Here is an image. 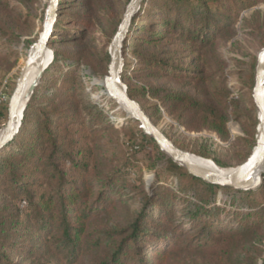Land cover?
I'll use <instances>...</instances> for the list:
<instances>
[{
    "label": "rangeland",
    "instance_id": "rangeland-1",
    "mask_svg": "<svg viewBox=\"0 0 264 264\" xmlns=\"http://www.w3.org/2000/svg\"><path fill=\"white\" fill-rule=\"evenodd\" d=\"M48 2L0 0V98L10 100L30 47L40 34ZM128 3L129 0H61L57 28L50 46L61 55L52 69L43 74L40 87L35 88L38 104L34 124L43 121L47 113L60 105L73 107L74 101L76 114L79 115L77 121L87 123L89 140L97 141L93 145L95 152L87 179L95 187L94 200L102 199L105 193L109 194L104 197L107 201H91L104 202L107 206L106 212L95 218L93 227V231L104 236L106 241L99 247H93L85 240L81 256L74 264H98L105 260L115 247L114 240L107 238L106 233H123L141 212L145 197L153 195L154 188L159 187L160 198L154 208H149L152 214L148 218V230L150 234L161 235L163 231L152 226L162 224L167 231H174L177 238L167 240L159 248L162 250L168 246L171 249L167 264H264V205H255L254 195L250 197L248 191L207 195L201 184H188L168 172V159L171 158L160 148L158 151L147 144L143 150L135 153L131 150V144L128 145L135 140L140 125L107 97L102 86L110 63V44ZM234 27L235 36L228 30L217 34V54L213 50L204 54L206 63L216 64L218 57L225 61L221 75L225 76L231 92L230 100L242 97L247 101L233 106L227 123L231 135L229 142L221 141L212 130H186L181 125L180 112L171 115L160 101L149 94L141 100L142 108L150 112L157 126L171 141L193 155H207L227 170L237 168L244 155L253 150L245 127L254 122L258 114L252 98L254 86H251L250 77L254 75L255 85L254 67L257 55L263 49L264 1L245 9ZM178 49L162 43L157 51L171 64H179L187 69L196 68L195 55ZM126 50L124 62L128 64L127 75L134 86L150 89L154 85L171 92L193 93L188 82L186 86L183 81L157 79L134 71L137 58ZM66 52L73 53L74 57L68 58ZM61 87L65 89L57 92ZM66 93H70L74 100H67ZM8 104H0V131L7 122ZM155 105L158 109L154 108ZM39 113H44V117ZM113 177L120 181L115 186L106 187ZM159 181L164 184L160 185ZM213 198L214 202L211 201ZM258 199L263 201L264 194ZM202 204L210 209L208 214L198 210L203 207ZM17 207L21 209L19 215L6 214L14 216L12 220L7 218L11 223L6 229L12 234L17 229L25 233L29 215L22 208L24 204ZM209 219L219 226L210 234L214 238L212 244L199 248L201 243L206 242L207 234L200 238V232ZM167 223L170 226H166ZM25 241L24 246L19 245L21 251L0 244V257H4V264H64L67 252L61 246H53L54 238L50 243L52 247L42 249L39 255L33 254L36 243L31 237ZM1 243L6 242L2 240ZM150 253L146 252V255L151 257Z\"/></svg>",
    "mask_w": 264,
    "mask_h": 264
},
{
    "label": "trees",
    "instance_id": "trees-1",
    "mask_svg": "<svg viewBox=\"0 0 264 264\" xmlns=\"http://www.w3.org/2000/svg\"><path fill=\"white\" fill-rule=\"evenodd\" d=\"M262 1L264 0H145L141 13L133 22L130 42L129 44L126 42L125 45L126 51L137 58L134 71L157 79L172 78L183 81L186 86L188 82L193 93L171 92L154 85L150 89L138 88L127 75L126 63L122 79L128 88L129 96L143 107L141 100L149 94L153 99L160 101L171 115L180 112L181 125L186 130L197 132L203 129L212 130L219 135L221 141L229 142L231 135L227 123L233 106L247 101L242 97L235 101L230 100L231 92L225 76L221 75L225 61L218 57L219 62L209 64V61L206 63L204 54L209 50L217 54V34L228 30L235 36L234 26L240 14ZM162 43L195 55L196 68L187 69L179 64H171L157 51ZM261 45L264 49V38ZM52 51L54 62L45 73L52 69L61 55L57 50ZM65 54L68 58L74 57L73 53ZM250 79L253 87V74ZM63 89L65 88L61 87L57 92ZM36 92L35 90L24 111L22 125L15 140L0 151V244L2 247L8 246L21 251L19 245L24 246L22 244L26 242L25 240L31 237L36 243L35 249H32L33 254L39 255L42 249L52 247L50 243L54 238L53 246H61L67 252L64 264H74L81 256L85 240L93 244V247H99L106 241L104 236L93 231V227L95 218L104 214L107 206L104 202L91 201H107L104 197L109 194L105 193L102 199L94 200L95 187L87 179L90 176L91 159L95 152L93 145L97 141L89 140L86 134L88 124L77 121L79 115L76 114L74 101L73 107L71 105L66 108L60 105L47 113L43 121L34 124L38 104ZM65 96L69 101L74 100L70 93H66ZM44 99L47 98H42ZM154 108L158 109V106L155 105ZM146 113L157 125L150 112ZM39 116L44 117V113H39ZM247 118L249 119V115ZM258 125L257 114L256 120L245 127L253 149ZM129 144L135 153L143 150L147 144L159 151L156 142L140 129L135 140ZM174 144L185 150L177 143ZM252 152L253 150L244 155L240 165L247 161ZM203 156L210 160L207 155ZM168 160L170 164L168 172L177 175L188 184H201L207 195L215 196L217 192L235 191L205 183L191 176L173 160ZM213 162L221 166L218 161ZM118 181L120 179L113 177L106 187L115 186ZM159 184L164 183L159 181ZM154 189L155 193L145 197L141 212L123 233H106L107 238L114 240L115 247L106 259L98 264H167L171 249L168 246L162 250L159 248L167 240L177 237L173 230L167 231L162 224L152 226L153 229L162 230L161 235L149 233L148 218L152 214L149 208L155 207L161 195L160 187ZM263 194L264 175L261 176V183L256 190L248 191L250 197L254 195L253 203L259 207L264 205V200L258 199V196ZM214 200L211 199L213 202ZM21 204H24L22 208L29 212L26 231L23 233L17 229L12 234L6 227L11 223L8 219L12 220L14 216L6 214L19 215L21 209L17 206ZM202 206L198 210L208 214L210 209L206 207L207 205ZM166 226L170 224L167 223ZM216 226L219 224L213 219L207 220L202 226L200 238H203L205 233L207 235L206 242L201 243L199 248H206L212 244L214 238L210 234L215 232ZM232 230L231 228L230 231ZM2 240L6 243H1ZM146 252H152L151 257H148ZM2 258L0 257V264H4Z\"/></svg>",
    "mask_w": 264,
    "mask_h": 264
},
{
    "label": "water",
    "instance_id": "water-1",
    "mask_svg": "<svg viewBox=\"0 0 264 264\" xmlns=\"http://www.w3.org/2000/svg\"><path fill=\"white\" fill-rule=\"evenodd\" d=\"M144 1L129 0L111 41L110 63L107 75L102 82L106 95L112 101L126 106L131 115L129 118L138 122L143 133L151 137L163 153L185 168L191 176L205 183L235 191L254 189L261 180L264 169V49L257 55L255 85L252 94L259 121L256 145L245 163L233 169L231 173L223 175L195 163L192 154L177 147L162 129L151 120L141 105L128 94V88L122 79L125 66V45L131 33L133 22L142 11ZM60 7L61 0H49L40 34L37 41L30 47L25 64L17 79L16 87L9 100L7 122L0 131V151L10 145L19 133L24 111L30 99L29 96L24 104L29 78L35 68L42 67L45 63L47 53L51 49V41L56 32Z\"/></svg>",
    "mask_w": 264,
    "mask_h": 264
},
{
    "label": "bare ground",
    "instance_id": "bare-ground-1",
    "mask_svg": "<svg viewBox=\"0 0 264 264\" xmlns=\"http://www.w3.org/2000/svg\"><path fill=\"white\" fill-rule=\"evenodd\" d=\"M53 62H54V53L50 49V51H48V53H47L44 65L42 67L35 68L32 71L31 75H30L29 82H28V85H27V91H26L27 92V96L24 99V104L26 103L27 98L29 96H30V98L32 97V95H33V93L35 91V90L33 91V89L36 88L40 84L41 79L43 77V74L47 71V69L52 65ZM117 104L123 110H125L129 114V116H131L130 115V111L128 110V108L126 106H124V105H122L120 103H117ZM27 105H28V103H27ZM192 158H193V161L195 163H197L199 165H202L204 167H207L209 169L215 170V171H217V172H219V173H221L223 175H227V174L231 173V171H232V170H227V169L221 168L218 165H216L212 160L205 159V158H202V157L197 156V155H193L192 154ZM260 183H261V180L257 183L256 187H258L260 185Z\"/></svg>",
    "mask_w": 264,
    "mask_h": 264
},
{
    "label": "built area",
    "instance_id": "built-area-1",
    "mask_svg": "<svg viewBox=\"0 0 264 264\" xmlns=\"http://www.w3.org/2000/svg\"><path fill=\"white\" fill-rule=\"evenodd\" d=\"M4 102H9V98L8 99H7V97L0 98V104H2Z\"/></svg>",
    "mask_w": 264,
    "mask_h": 264
}]
</instances>
